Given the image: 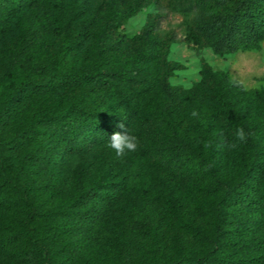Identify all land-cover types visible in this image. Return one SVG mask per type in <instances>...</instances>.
I'll list each match as a JSON object with an SVG mask.
<instances>
[{
	"label": "trees",
	"instance_id": "16d2710c",
	"mask_svg": "<svg viewBox=\"0 0 264 264\" xmlns=\"http://www.w3.org/2000/svg\"><path fill=\"white\" fill-rule=\"evenodd\" d=\"M92 1L0 0V50L15 25L32 28L13 51L0 52V209L19 226L0 235V264H45L50 254L66 264H264V89L212 70L188 89L171 85L159 68L162 44L151 38L166 17L160 2L123 51L98 39L91 69L57 68L61 58L45 63L34 40L44 47L64 34L63 56L77 52L88 35L80 2ZM167 1L199 14L185 36L192 44L219 55L260 48L264 0ZM56 86L86 89L100 103L49 105ZM238 128L250 133L244 143ZM117 131L136 136L137 150L117 157L109 147ZM233 142L239 175L230 181L222 169ZM17 165L31 188L67 202V222L47 239L33 233L45 214L29 193L5 195L19 186Z\"/></svg>",
	"mask_w": 264,
	"mask_h": 264
},
{
	"label": "rangeland",
	"instance_id": "374dc122",
	"mask_svg": "<svg viewBox=\"0 0 264 264\" xmlns=\"http://www.w3.org/2000/svg\"><path fill=\"white\" fill-rule=\"evenodd\" d=\"M137 0H93L90 3L80 2L82 8V23L88 28V35L82 46L75 53L63 56V46L68 42L64 34L55 36L47 41L44 47L38 46L42 53L41 59L46 63L53 59L61 58L57 68L64 70L83 71L91 69L97 64L95 44L101 38L102 45H112L123 51L126 45L137 35L147 15L158 11L157 2L164 5L163 13L166 17L162 20L160 29L151 38L162 44L163 59L159 62L160 71H169L168 82L173 86L184 89L190 88L198 82L206 70L225 71L232 79L239 81L247 90L264 89V39L259 49L237 51L227 54H215L209 47H198L188 41L185 36L189 26L199 18L196 12H185L171 9L167 0H144V5L131 15L126 10ZM31 27L15 25L3 39L1 54L13 51L22 41L30 36ZM176 35L175 41L168 38L171 34ZM110 50V51H112ZM104 57L106 51L101 52ZM56 68V69H57ZM46 79L52 80L47 75ZM101 96L93 94L86 89L72 90L62 86H56L53 93L48 97L47 103L52 106L68 108L70 105L93 109L100 103ZM233 149L228 150V164L222 169L224 178L230 181L238 179V165L233 158ZM21 168L14 166L11 173L19 183L18 188L9 189L5 195L8 198L21 197V190L30 195L31 205L44 213L43 217H37L33 233L46 238L47 233L57 232L56 227H61L67 222L69 209L66 201H51L46 193L31 188V182L20 176ZM151 181V179H150ZM152 181H155L154 179ZM156 187L160 182L156 181ZM121 205H117L112 213V219L118 220L121 216ZM28 209V208H27ZM6 214L0 209V235H10L18 229L17 224L10 222ZM45 264H66L62 257L54 254L45 256ZM88 264H116L115 261L92 258ZM96 261V262H95Z\"/></svg>",
	"mask_w": 264,
	"mask_h": 264
},
{
	"label": "clouds",
	"instance_id": "9594fccd",
	"mask_svg": "<svg viewBox=\"0 0 264 264\" xmlns=\"http://www.w3.org/2000/svg\"><path fill=\"white\" fill-rule=\"evenodd\" d=\"M198 113L196 111L192 112V116L195 117L197 116ZM117 127L124 129L125 125L123 123H120L117 125ZM236 139L244 143L247 141L248 136L250 133L246 132L244 128H238L236 131ZM210 144H206L205 147H209ZM220 145H218L219 147ZM229 149H235L238 147V145L233 142V143H228L226 145ZM109 147H111L117 157H123L125 152H134L137 150L138 147V139L136 136L129 134L127 131L125 132H114L110 139H109Z\"/></svg>",
	"mask_w": 264,
	"mask_h": 264
}]
</instances>
